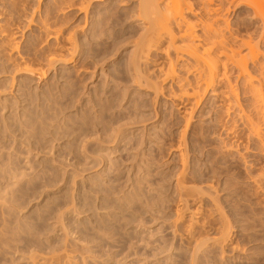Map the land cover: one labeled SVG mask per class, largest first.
Returning <instances> with one entry per match:
<instances>
[{
	"label": "rangeland",
	"instance_id": "1",
	"mask_svg": "<svg viewBox=\"0 0 264 264\" xmlns=\"http://www.w3.org/2000/svg\"><path fill=\"white\" fill-rule=\"evenodd\" d=\"M145 2L0 0V264H264V121L229 65L246 115L224 80L178 102Z\"/></svg>",
	"mask_w": 264,
	"mask_h": 264
},
{
	"label": "bare ground",
	"instance_id": "2",
	"mask_svg": "<svg viewBox=\"0 0 264 264\" xmlns=\"http://www.w3.org/2000/svg\"><path fill=\"white\" fill-rule=\"evenodd\" d=\"M146 1L148 2L142 3L141 12L143 14L145 29L149 32L151 39H155L157 42L166 40L168 42V51L171 49L170 52H173L175 57H172V59L179 61V59L182 60L184 59L183 57H187L185 59L191 62H187L190 64V71L188 72L194 73L195 78L193 82L184 79L186 83L180 84V90L178 91H181V95L175 96L178 98V102H182V100L185 102L194 101L193 104L196 109L201 100L200 97H202L201 90L205 93L209 89H212L217 80L227 82L225 72L228 69L227 67L230 66L236 70L238 78L243 79L244 87L246 86L247 89L246 93H249L253 98H251L255 110L253 113L260 117L257 120L258 116H255V119L257 122L261 119L264 121V98L262 95L264 91V0H198L197 6L191 0ZM159 5H162L160 9H158ZM234 5H244L250 9L251 20L258 23V29L253 34L244 36L240 30H232L226 23L227 19H224L223 13L227 11L223 8ZM189 14L198 16L199 19L193 22L188 18ZM168 51L166 50V55ZM172 59L171 61H173ZM171 63L168 69L169 74L175 76V70ZM250 63L253 66L257 65L258 70L256 72L258 76L254 77V72L251 73V70H249ZM21 65L23 66L21 71L25 74L34 75L39 72V70H34L30 66L25 65L23 61H21ZM186 68L188 67L186 66ZM169 74L167 72V78L172 76ZM227 83V93L222 95L223 99L226 100V110L232 109V107L233 109L236 108L237 113L239 111L242 116L245 112L244 110L242 111L241 105L239 106L238 94L231 88L229 82ZM246 118L244 117L243 121ZM189 120L190 118L187 121ZM262 120L260 121L261 123L263 122ZM245 122L247 121L245 120ZM250 123H252L251 120ZM250 123L249 126L251 128L252 125ZM253 124H257L258 126V123L254 122ZM185 126H189L188 122ZM253 126L256 127V125ZM258 127L256 128L258 129ZM252 128L254 129V127ZM253 131L252 134L254 135L255 133L257 138L258 136L262 137V135H259L262 132L256 129Z\"/></svg>",
	"mask_w": 264,
	"mask_h": 264
}]
</instances>
